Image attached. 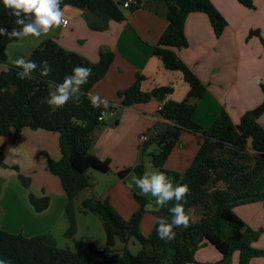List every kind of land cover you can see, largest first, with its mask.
<instances>
[{"label":"crops","instance_id":"1","mask_svg":"<svg viewBox=\"0 0 264 264\" xmlns=\"http://www.w3.org/2000/svg\"><path fill=\"white\" fill-rule=\"evenodd\" d=\"M210 1L226 20L221 34L215 36L205 13L193 11L188 13L183 26L187 45L174 49L177 57L205 85L206 91L200 98L186 97L189 86L181 73L166 68L154 52L158 37L167 25L168 7L165 0H138V4L132 8L120 7L123 13L121 21H103L92 15L91 10L85 13L76 7L65 5L61 9L64 19L68 21L67 26L55 28L46 36L18 39L6 45V61L0 64V70L13 65L12 61L15 59H26L46 39L54 40L64 50L77 53L92 62L98 59L101 52L106 51L112 52L113 60L103 77L87 92L98 94L110 102L100 123L91 130L89 144L90 153L109 161V170H91V186L87 187V192L81 198L79 194L83 189L72 199V233L66 234L69 227L67 198L58 177L51 174L46 165L47 157L54 160L60 158L58 133L28 127L0 137V170L3 165L21 164L24 168L11 175H21L23 170L31 174L29 182L25 181L28 186L22 182L11 188L7 186L6 177L0 175L1 230L25 237L49 235L57 247L88 255L89 244L98 249L104 247L105 232L97 215L80 211L81 201L91 197L106 199L117 214L127 220L140 207L133 197V193L141 195L133 177L163 173L160 168L151 165V151L148 149L153 140L151 132L162 133L170 124L158 112V106L166 93L173 101L186 99L194 107L193 118L205 129L212 125L215 116L221 111L228 114L233 124H237L243 113L261 103L263 97L260 85L264 84V0H251V8L237 0ZM89 21L96 25L105 24V27L93 29L89 26ZM251 30H256L258 35L249 36ZM136 75L142 76L140 89L148 92L150 98L145 102L123 106L118 91L128 87ZM162 88L168 90L162 93ZM151 92H159L161 95L153 96ZM263 119L264 113L257 119L261 127ZM141 132L148 134L145 141L139 140ZM147 141L149 143L143 147ZM202 141L201 134L182 131L178 142L165 159L163 169L181 176ZM138 164L143 165L140 175L130 171L122 178L117 176L118 171ZM36 177L40 178L38 182L33 181ZM8 189L10 191L7 192ZM29 193L48 196V206L40 212L34 211L28 201ZM141 196L145 198V204L138 228L146 236L157 219L154 211L148 210V205H156L155 198L150 194ZM4 200L10 203V207L6 202L3 205ZM248 205L252 211L264 217L262 201L245 203L233 208L244 223L245 220L236 209ZM251 226L254 228L258 223ZM135 242L130 238L126 248L129 243ZM122 247L123 243L116 239L113 252L120 251ZM258 258H253L250 264H255ZM237 260L238 252L234 264H237Z\"/></svg>","mask_w":264,"mask_h":264},{"label":"trees","instance_id":"2","mask_svg":"<svg viewBox=\"0 0 264 264\" xmlns=\"http://www.w3.org/2000/svg\"><path fill=\"white\" fill-rule=\"evenodd\" d=\"M237 1L247 8L252 7L251 0ZM119 3L113 0H61L60 8L65 5L80 10L89 8L92 15L103 21H121L123 13ZM193 11L205 13L215 36L221 34L226 20L210 0H177L166 12L167 25L158 37L154 52L166 68L181 73L189 86L186 97L200 98L206 91L205 85L174 52V49L187 45L183 26L186 16ZM15 19L0 0V27L9 31L19 29ZM88 24L93 29L105 27V24L96 25L90 21ZM253 34L258 35V32L251 30L248 33L249 36ZM16 40L0 35V64L6 61V45ZM26 60L35 61L38 66L46 60L51 72L46 77L41 76L38 67L30 78L19 79L17 72L20 69L13 65L0 70V89H8L7 92L0 91V136L24 127L58 133L60 158L54 160L47 157L46 165L50 173L58 177L67 198L69 227L66 234H70L74 228L72 199L81 189L91 186L87 170H109L107 159H99L89 152L90 132L100 123L98 117L106 109L103 106L91 107L87 95H81L82 102L70 100L55 111L46 100L50 91L55 90L54 85L62 83L77 65L92 69V75L81 88V93L86 94L106 73L113 54L110 51L101 52L98 59L92 62L64 50L54 40L46 39L31 51ZM141 79L142 76L136 75L128 87L118 91L123 106L149 100L150 94L140 89ZM167 90L161 89L162 93ZM260 91L263 97L261 103L243 113L237 124H233L228 114L221 111L212 125L205 129L193 118L194 107L186 99H167L158 110L170 124L165 131L153 136L158 151L152 154L151 165L160 168L176 185H188L190 194L181 203L189 216L195 208L200 209L198 218L190 219L189 227L174 228L176 235L171 241L158 238L156 222L148 235L139 231L138 224L145 204L143 196L133 193L140 207L127 220L122 219L106 199L86 198L81 201L80 210L93 213L101 220L105 232L104 247L98 249L89 244V254L86 255L57 247L49 235L25 237L0 229V260L9 264H185L193 261V252L202 242L212 244L224 258L237 251V264H250L253 258L264 256V248L251 244L257 240L258 231L245 226L232 209L254 201L264 203V129L257 121L264 113V84L260 85ZM185 130L201 134L203 141L188 168L179 176L163 169V164L178 142L180 133ZM130 171L140 175L143 165L138 164L116 174L122 178ZM28 201L34 211L40 212L48 206L49 198L29 193ZM174 203L170 201L154 211L156 218L165 217L170 222L172 214L169 209ZM130 238L141 247L136 253L126 248ZM116 239L123 243L119 256L113 255Z\"/></svg>","mask_w":264,"mask_h":264},{"label":"clouds","instance_id":"3","mask_svg":"<svg viewBox=\"0 0 264 264\" xmlns=\"http://www.w3.org/2000/svg\"><path fill=\"white\" fill-rule=\"evenodd\" d=\"M116 2V0H114ZM130 2V0H129ZM5 9L16 17L15 23L20 26L19 29L13 28L11 31L0 27V35L7 36L9 39H24L27 37H40L47 35L50 31L61 26H67L68 21L64 19V13L60 8L61 0H2ZM129 3H125L123 7L127 8ZM12 64L20 71L17 72L19 79L30 78L31 73L40 68L41 76H48L51 67L48 62L42 61L38 66L35 61L26 60L21 57L12 61ZM92 75V69L77 65L73 68L70 75H66L63 82L54 85L55 91H50L46 103L53 111L63 107L72 100L75 103L82 102L81 95H87L90 100L91 107L100 108L101 105L105 109L110 106L107 98H102L98 94L81 93V88L87 83L89 76ZM7 92L8 89H0ZM133 182L140 189V194L148 196L149 194L155 198V205H148L149 211H158L159 208L166 206L170 201H175L169 209L172 219L159 217L156 220L158 225V238L171 241L175 238L174 228H187L190 225V216L186 213L181 201L186 200V196L190 194L187 184L174 185L168 176L161 172H154L151 175L145 174L142 178L133 177ZM131 187V184L129 185ZM0 264H9L8 261L0 260Z\"/></svg>","mask_w":264,"mask_h":264},{"label":"rangeland","instance_id":"4","mask_svg":"<svg viewBox=\"0 0 264 264\" xmlns=\"http://www.w3.org/2000/svg\"><path fill=\"white\" fill-rule=\"evenodd\" d=\"M82 11L87 13L88 10H87V8H84ZM261 123H262V127L264 128V119H263V121H261ZM0 137H2V136H0ZM143 150H146V149L143 148ZM148 151H151L150 157L152 156L153 153H156L158 151V145L154 140H152L151 147L148 149ZM2 161L5 162L4 159H2ZM23 168L24 167H22L21 164H19V166L8 164V165H3L1 167L0 175H2L3 178L6 177L5 181H7V186H9L11 188V187H15L17 183L21 184L22 182H25V181L29 182L31 174L27 170H23L24 172L21 175H18V174L17 175H11L12 173H14V171H17V170L19 171ZM91 170L93 172H100V171L93 169V168H89L87 170L86 174L89 176V179L92 183L93 177L90 174ZM39 179L40 178L36 177V180H33V181L38 182ZM28 182H25L23 184L28 186ZM87 190H88L87 187L84 188L82 190V192L79 194V197L81 198L83 196V194L85 192H87ZM8 191H10V189H8L7 192ZM7 196H8V193H7ZM91 198H94V197H91ZM8 199L9 198H7L6 200L8 201ZM5 202L6 201L4 200L3 205L5 204ZM9 204L10 203L8 202L7 205L10 207ZM80 208H81V205H79V209ZM236 211L245 220V226L249 225V227L252 230L258 231V238L256 241L251 242L252 246L255 247V245H258L259 247H256V248L263 249L264 248V217L262 216V214H258V212L252 211L250 205H248L246 207H242L240 209L237 208ZM199 213H200V209L195 208L190 213V219L191 220L197 219ZM256 222L258 223V226L253 228V226H251V225H255ZM250 223H251V225H250ZM127 248L131 253H136L141 249L139 243H137V242H135V244L129 243L127 245ZM236 253L237 252L234 251L233 256L230 255L229 257L224 258L223 255L212 244H210L208 242H202L196 247V249L193 252V261L185 263V264H231V263L234 264L233 261L235 260ZM120 254H121V250L120 251L114 250V252H113V255H115V256H118ZM255 264H264V256H259V258L255 260Z\"/></svg>","mask_w":264,"mask_h":264},{"label":"built area","instance_id":"5","mask_svg":"<svg viewBox=\"0 0 264 264\" xmlns=\"http://www.w3.org/2000/svg\"><path fill=\"white\" fill-rule=\"evenodd\" d=\"M125 3H129V6L127 8H132V7H134V6H136L138 4V0H130V2H129V0H120V3H119L120 7L121 8H125V7H123ZM168 95H169L168 93H166L164 95V97L161 100V103L158 106V110L163 106L164 102L167 99H169ZM98 120H101V116L98 117ZM151 134H152V136L155 135L154 132H151ZM147 138H148V134L146 132H141L139 134V140L140 141H145Z\"/></svg>","mask_w":264,"mask_h":264},{"label":"water","instance_id":"6","mask_svg":"<svg viewBox=\"0 0 264 264\" xmlns=\"http://www.w3.org/2000/svg\"><path fill=\"white\" fill-rule=\"evenodd\" d=\"M177 2V0H165V3L168 7V9ZM87 10L89 11L90 9L87 8ZM55 90H52V92H54ZM151 95L153 96H157L159 97L161 94L159 92H151ZM149 143V141H147L145 144H143V147H145L147 144Z\"/></svg>","mask_w":264,"mask_h":264}]
</instances>
